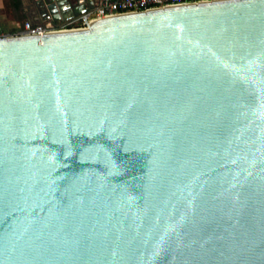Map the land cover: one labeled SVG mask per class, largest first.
<instances>
[{
	"label": "water",
	"instance_id": "1",
	"mask_svg": "<svg viewBox=\"0 0 264 264\" xmlns=\"http://www.w3.org/2000/svg\"><path fill=\"white\" fill-rule=\"evenodd\" d=\"M0 264H264V0L0 36Z\"/></svg>",
	"mask_w": 264,
	"mask_h": 264
},
{
	"label": "built area",
	"instance_id": "2",
	"mask_svg": "<svg viewBox=\"0 0 264 264\" xmlns=\"http://www.w3.org/2000/svg\"><path fill=\"white\" fill-rule=\"evenodd\" d=\"M97 6L86 13L74 16L73 18L62 21L58 25L47 23L35 24L29 20L19 25L17 30L10 31L12 34L27 33L39 34L47 31H62L86 27L87 23L106 16L137 11H145L153 8L164 7L166 5L191 3L201 0H97ZM9 33L0 29V36Z\"/></svg>",
	"mask_w": 264,
	"mask_h": 264
},
{
	"label": "rangeland",
	"instance_id": "3",
	"mask_svg": "<svg viewBox=\"0 0 264 264\" xmlns=\"http://www.w3.org/2000/svg\"><path fill=\"white\" fill-rule=\"evenodd\" d=\"M23 1H24V3H27L29 5L33 4L32 0H23ZM3 2H4V8H3L4 14L0 12V28H1V30L2 29L4 31H8V29L15 30V27H13L14 25H12L13 23H11L9 21L10 18H15L20 23V25H22L23 22H25L26 20H29V18H24V17L19 19L20 12L17 10L15 11L11 6H9L8 0H3ZM33 12H32V14H33ZM27 14L29 17L32 15V14L30 15V13H27ZM31 19H32V17H31Z\"/></svg>",
	"mask_w": 264,
	"mask_h": 264
},
{
	"label": "crops",
	"instance_id": "4",
	"mask_svg": "<svg viewBox=\"0 0 264 264\" xmlns=\"http://www.w3.org/2000/svg\"><path fill=\"white\" fill-rule=\"evenodd\" d=\"M10 0H8V5L9 6H11L9 3ZM33 1V4H27V3H24V1L23 0H20V2H21V5L19 6V9H15L14 7H12L15 11L17 10V11H19L20 12V16H19V19H21L22 17H24V18H29V20L31 21V22H33V23H35V21L37 20V18H36V7H35V1L36 0H32ZM44 3H45V0H42ZM86 1H88V2H90L91 4H95V5H97V0H86ZM3 8H4V2H3V0H0V12L1 13H3ZM34 11V12H33ZM32 12H33V14H32ZM27 13H30V17L28 16V14ZM4 14V13H3ZM31 17H32V19H31ZM9 21L11 22V23H13L12 25H14L13 27H15V30H17L16 28H18V26L20 25V23L15 19V18H10L9 19ZM1 29V28H0ZM3 30V29H2ZM10 31H13V30H10V29H8V32H10Z\"/></svg>",
	"mask_w": 264,
	"mask_h": 264
},
{
	"label": "trees",
	"instance_id": "5",
	"mask_svg": "<svg viewBox=\"0 0 264 264\" xmlns=\"http://www.w3.org/2000/svg\"><path fill=\"white\" fill-rule=\"evenodd\" d=\"M9 2V4L15 9H19V6L21 5L20 0H10Z\"/></svg>",
	"mask_w": 264,
	"mask_h": 264
}]
</instances>
